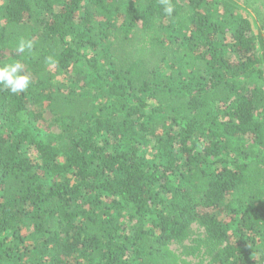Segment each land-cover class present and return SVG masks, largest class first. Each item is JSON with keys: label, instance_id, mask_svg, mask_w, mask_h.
I'll list each match as a JSON object with an SVG mask.
<instances>
[{"label": "trees", "instance_id": "16d2710c", "mask_svg": "<svg viewBox=\"0 0 264 264\" xmlns=\"http://www.w3.org/2000/svg\"><path fill=\"white\" fill-rule=\"evenodd\" d=\"M168 3L0 0V264H264V0Z\"/></svg>", "mask_w": 264, "mask_h": 264}, {"label": "rangeland", "instance_id": "374dc122", "mask_svg": "<svg viewBox=\"0 0 264 264\" xmlns=\"http://www.w3.org/2000/svg\"><path fill=\"white\" fill-rule=\"evenodd\" d=\"M250 20L254 23V26L257 27L255 23L254 17L250 14ZM9 54L8 50L5 48L0 47V57H5ZM25 73L28 75V72L24 70ZM43 118H44V125H50V129L54 131H58V126L52 123L53 117L48 111H43ZM203 228L198 226L196 223L192 224L187 239L182 242H174L171 244V248L178 253L180 256L185 257L191 261H202L205 262L209 260L212 256V249L205 244L200 243L198 248L196 247L197 240L199 238H203Z\"/></svg>", "mask_w": 264, "mask_h": 264}, {"label": "clouds", "instance_id": "9594fccd", "mask_svg": "<svg viewBox=\"0 0 264 264\" xmlns=\"http://www.w3.org/2000/svg\"><path fill=\"white\" fill-rule=\"evenodd\" d=\"M164 4V11L169 15L172 12V7L168 0H161ZM33 42L31 40H21L17 46L18 53H24L31 50ZM30 78L24 71V65L20 61H12L0 66V86L8 89L11 93L17 94L24 92L29 86Z\"/></svg>", "mask_w": 264, "mask_h": 264}]
</instances>
